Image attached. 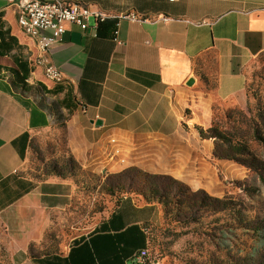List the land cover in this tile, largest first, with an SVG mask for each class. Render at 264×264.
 Segmentation results:
<instances>
[{"label": "crops", "instance_id": "obj_1", "mask_svg": "<svg viewBox=\"0 0 264 264\" xmlns=\"http://www.w3.org/2000/svg\"><path fill=\"white\" fill-rule=\"evenodd\" d=\"M17 1L0 0V34L12 46L0 59L5 251L11 264H129L147 246L144 225L159 227L163 221L159 205L130 196L97 231L64 252L30 257L52 218L71 208L77 189L70 180L35 181L24 174L32 138L61 129L68 154L83 171L119 172L134 165L151 175L201 172L195 165L205 156V141L192 130L184 108L200 97L201 77L214 82L212 93L220 101L243 94L246 67L264 53V0H62L144 20L110 18L96 31L67 25L47 56L63 74L60 84L47 82L35 64L36 42L18 25ZM116 24L120 43L113 40ZM13 57L27 90L11 84L7 68ZM190 79L195 88L187 85ZM133 214L140 232L136 228L130 240L120 221Z\"/></svg>", "mask_w": 264, "mask_h": 264}, {"label": "rangeland", "instance_id": "obj_2", "mask_svg": "<svg viewBox=\"0 0 264 264\" xmlns=\"http://www.w3.org/2000/svg\"><path fill=\"white\" fill-rule=\"evenodd\" d=\"M245 76L243 94L228 102L213 95L214 82L198 85L200 97L184 108L183 115L195 126L191 129L199 137L200 131L216 128L225 134L232 146L246 148L264 164V53L246 67ZM191 87L195 88L194 84ZM201 139L205 143L200 150L205 156L200 165H195L202 167L197 174L151 175L134 165L119 172L78 169L72 178L77 189L71 208L52 218L42 240L34 244L31 252L36 255L47 251L64 252L73 243L97 231L123 198H140L136 191L145 188L143 180L151 176L169 177L187 188L188 196L202 192L212 200L230 202L234 208L231 214L213 202L195 213L193 221L169 225L162 221L159 227L150 228L147 246L142 250H146L156 264H264V245L258 246L256 240L258 231L264 239V165L249 169L237 161L225 159L227 147L219 139ZM69 157L61 129L42 132L32 138L24 174L35 180L47 179L52 165L64 166ZM238 158L246 160L248 157L238 155ZM129 179L134 181L133 186ZM122 216L117 214L116 219ZM239 216H243L247 227L239 224ZM120 222L125 225L128 239H132L136 228L140 232L135 214L131 220L121 219ZM226 224L232 225L229 245H224L220 239L219 229ZM0 264H11L1 237Z\"/></svg>", "mask_w": 264, "mask_h": 264}, {"label": "trees", "instance_id": "obj_3", "mask_svg": "<svg viewBox=\"0 0 264 264\" xmlns=\"http://www.w3.org/2000/svg\"><path fill=\"white\" fill-rule=\"evenodd\" d=\"M11 50H12L11 44L5 42L2 38V35L0 34V59L3 58L7 53H10ZM7 71L12 77L11 84L13 85L14 88H17L18 86L22 90H27L28 86L26 85L24 78L22 76L21 68L18 63L17 58L13 57L11 59V65L9 68H7ZM44 79L47 82H50L45 77ZM201 80L203 81L204 84L206 85L208 84L205 78L201 77ZM199 135L201 138L203 137H206L207 139L217 138L220 141H222V143H224V146L227 147V154L224 155L225 159L237 161L252 170L258 169V167L264 165L262 162H259L258 158H256V156H254L246 148H238L236 146H232L230 140L226 138L225 134L221 133L216 128H211L210 130L206 132L200 131ZM238 155H247L248 158L246 160L239 159ZM67 169L69 172L67 171ZM78 169H81V168L72 159V157H69L64 162V166L62 165L60 166L59 164L58 166L57 164L52 165L51 170L47 173L48 175L46 176L47 179H41V180L33 179V180L45 181L48 179H58V180H70V181L72 180V182H74L72 178L75 177L74 176L75 171H78ZM129 180L131 182L130 183L131 186H133L134 181L132 179H129ZM143 185L145 186V188H140L136 191V193L138 194L137 196H139L145 204H148V205L157 204L161 207L162 212H163L164 225H169L171 223L180 224V223H183L189 220L193 221L194 219L193 215H195V213L199 212L201 208L207 207L209 205H213L214 203L219 204L221 206V210L223 211L227 210L231 214L233 213L232 211H234V208L230 202L227 203L225 201L212 200L211 198H209L207 195H205L202 192H198L195 194L189 193V196H188L187 188H185L183 185L179 184L178 182L172 180L169 177L147 176L143 180ZM120 202L116 206V208L120 205ZM238 219L240 221L239 224L244 225L246 227L248 226L243 216H239ZM231 226H232L231 224L230 225L226 224L225 226H222L219 229L221 243H223L224 245L232 241V238L230 236V235H233L232 231L230 230ZM150 228L151 230L154 229V227L144 225V230L146 234L148 233L147 240H149V236L151 234ZM258 234H259V231L256 233V240L258 242L257 244L258 246L262 247L264 245V239L260 236V234L259 235ZM139 252L140 251L136 252L132 256V258L128 261L129 264H138L136 262V256ZM49 253H60V252L47 251V252L41 253L40 255H36L31 252V247H30V257L31 258H37L38 256L46 255Z\"/></svg>", "mask_w": 264, "mask_h": 264}, {"label": "built area", "instance_id": "obj_4", "mask_svg": "<svg viewBox=\"0 0 264 264\" xmlns=\"http://www.w3.org/2000/svg\"><path fill=\"white\" fill-rule=\"evenodd\" d=\"M174 2V0H168ZM20 28L24 34L35 40L38 51V64L44 65L45 72L51 76L53 82L63 76L60 70L48 63L47 56L50 49L61 41L67 25H73L81 31L97 30L98 25L110 18L117 20L142 21L144 19L132 13L122 14L117 17L109 16L99 10L92 9L78 2L62 0H18ZM165 22L168 19H163ZM94 24L91 27L90 22ZM118 24L113 32V40L120 43L117 38ZM138 264H156L146 250H141L136 256Z\"/></svg>", "mask_w": 264, "mask_h": 264}, {"label": "bare ground", "instance_id": "obj_5", "mask_svg": "<svg viewBox=\"0 0 264 264\" xmlns=\"http://www.w3.org/2000/svg\"><path fill=\"white\" fill-rule=\"evenodd\" d=\"M17 22H18V25H19V27H20L19 17H18ZM36 65L42 68V70H43V76H44L48 81H50V82L53 83V84L62 83V80H63V79H62V76H61L60 78L56 79V83L53 82V79H51V76H49V75L45 72L44 65H39V64H38V58H37V60H36Z\"/></svg>", "mask_w": 264, "mask_h": 264}, {"label": "water", "instance_id": "obj_6", "mask_svg": "<svg viewBox=\"0 0 264 264\" xmlns=\"http://www.w3.org/2000/svg\"><path fill=\"white\" fill-rule=\"evenodd\" d=\"M194 84V80L193 79H190L187 83L188 86H192Z\"/></svg>", "mask_w": 264, "mask_h": 264}]
</instances>
